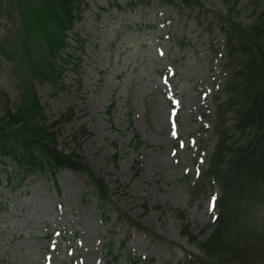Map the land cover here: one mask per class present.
<instances>
[{"label":"rangeland","instance_id":"rangeland-1","mask_svg":"<svg viewBox=\"0 0 264 264\" xmlns=\"http://www.w3.org/2000/svg\"><path fill=\"white\" fill-rule=\"evenodd\" d=\"M181 1L85 0L61 52L66 85L37 81L35 88L49 118L72 108L59 148L68 152L81 143L87 165L108 186L107 220L96 196L86 194L87 172L62 168L56 184L42 174L8 183L0 162V264H108L106 247L120 256L122 241L131 256L151 257L152 264H176L186 251L200 254L181 234L174 210L185 213L194 232L212 225L217 212L212 198L219 188L196 196L188 185L206 167L216 140V103L226 97L218 16L226 5L190 0V9ZM247 9L238 17L243 23L250 20ZM14 26L0 15V91L11 100L18 94V64L9 50L13 45L20 55L25 49V37H7ZM33 47L39 52L40 45ZM227 116L231 124L232 112ZM79 126L89 134H76L75 141ZM135 133L144 144H134ZM18 173L15 168L12 176Z\"/></svg>","mask_w":264,"mask_h":264},{"label":"trees","instance_id":"trees-1","mask_svg":"<svg viewBox=\"0 0 264 264\" xmlns=\"http://www.w3.org/2000/svg\"><path fill=\"white\" fill-rule=\"evenodd\" d=\"M223 2L226 12L218 16L225 35L226 97L216 103L213 126L216 140L206 167L188 185V192L196 196H204L218 187L217 214L212 225L194 232L185 213L174 210L181 220V234L200 251V254L186 251L176 264H264V0ZM113 4L123 8L118 2ZM86 5L85 0L0 3V15L15 25L7 37L26 38H20L25 48L23 54L19 55L13 45L9 50L18 64L17 97L11 100L6 92L0 91V162L4 164L8 183L16 179L19 184L42 174L56 184L62 168L87 172L86 194L96 196L107 220L104 205L109 199L108 186L89 168L76 138L89 132L85 126H79L72 137L77 140L75 146L68 152L59 148L61 127L73 118L72 108L49 118L35 88L37 81L57 88L66 85L60 60H67L61 52L69 45L66 32L81 19ZM183 5L191 9L192 4L190 0H182ZM244 7L249 11L248 23L238 19ZM34 42L40 45L39 52L34 49ZM0 50L4 53L3 42ZM229 112L233 114L231 124ZM132 140L136 146L144 144L138 133ZM15 168L20 176H12ZM133 169L135 174L139 172L138 162ZM143 206L148 209L146 202ZM118 211L126 221L139 225L127 212ZM121 248L125 252L119 256L112 246L106 247L108 264L111 260L115 264H152L151 257L131 256L123 241Z\"/></svg>","mask_w":264,"mask_h":264},{"label":"snow or ice","instance_id":"snow-or-ice-1","mask_svg":"<svg viewBox=\"0 0 264 264\" xmlns=\"http://www.w3.org/2000/svg\"><path fill=\"white\" fill-rule=\"evenodd\" d=\"M175 131H173V135L175 136ZM213 199V202L215 201V197L212 198ZM210 210H211V205H210Z\"/></svg>","mask_w":264,"mask_h":264}]
</instances>
